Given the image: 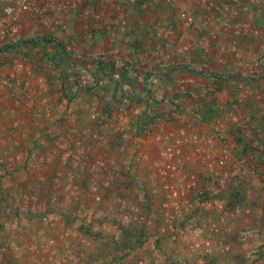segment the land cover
I'll use <instances>...</instances> for the list:
<instances>
[{
	"label": "crops",
	"instance_id": "1",
	"mask_svg": "<svg viewBox=\"0 0 264 264\" xmlns=\"http://www.w3.org/2000/svg\"><path fill=\"white\" fill-rule=\"evenodd\" d=\"M27 9L0 13V264H86L138 222L191 256L264 231V0Z\"/></svg>",
	"mask_w": 264,
	"mask_h": 264
},
{
	"label": "rangeland",
	"instance_id": "2",
	"mask_svg": "<svg viewBox=\"0 0 264 264\" xmlns=\"http://www.w3.org/2000/svg\"><path fill=\"white\" fill-rule=\"evenodd\" d=\"M27 11L28 9L22 13ZM261 225L264 229V222ZM153 233V230H145L140 222L135 224L134 229L131 226L123 225L121 227L119 225V230L112 233L111 236L109 234L101 236L102 252L100 256L98 254L90 255L86 264H93V261L99 262V264H264V231H261L257 237L243 239L211 237L209 240L216 247L215 251L211 249L209 252H204V249L203 252L193 256L185 254L183 251L181 254L162 253L161 243L166 244V252H168L174 249V243H176V249L178 244L181 248H185L181 244L188 239L180 240V243H177L174 239H156L153 237ZM198 240L199 244L205 245V240ZM152 245L154 248L151 251ZM218 249L222 250L219 252Z\"/></svg>",
	"mask_w": 264,
	"mask_h": 264
},
{
	"label": "built area",
	"instance_id": "3",
	"mask_svg": "<svg viewBox=\"0 0 264 264\" xmlns=\"http://www.w3.org/2000/svg\"><path fill=\"white\" fill-rule=\"evenodd\" d=\"M29 0H0V13L2 16L11 19L25 11L28 7ZM98 112H94L91 116H98Z\"/></svg>",
	"mask_w": 264,
	"mask_h": 264
}]
</instances>
